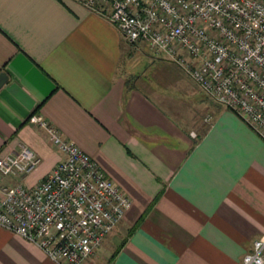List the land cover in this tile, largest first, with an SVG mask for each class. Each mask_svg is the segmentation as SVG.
Listing matches in <instances>:
<instances>
[{
	"label": "crops",
	"instance_id": "obj_1",
	"mask_svg": "<svg viewBox=\"0 0 264 264\" xmlns=\"http://www.w3.org/2000/svg\"><path fill=\"white\" fill-rule=\"evenodd\" d=\"M138 50L101 7L0 0V152L28 146L22 182L45 177L63 155L39 116L130 198L81 264H240L264 234V141L162 55L170 71L132 72ZM0 264L56 263L0 226Z\"/></svg>",
	"mask_w": 264,
	"mask_h": 264
},
{
	"label": "built area",
	"instance_id": "obj_2",
	"mask_svg": "<svg viewBox=\"0 0 264 264\" xmlns=\"http://www.w3.org/2000/svg\"><path fill=\"white\" fill-rule=\"evenodd\" d=\"M101 7L135 47L176 64L213 101L264 141V0H81ZM63 155L35 185L22 180L40 162L24 144L0 152V226L39 246L56 264H81L103 243L131 200L97 164L44 118ZM240 264H264V234Z\"/></svg>",
	"mask_w": 264,
	"mask_h": 264
},
{
	"label": "rangeland",
	"instance_id": "obj_3",
	"mask_svg": "<svg viewBox=\"0 0 264 264\" xmlns=\"http://www.w3.org/2000/svg\"><path fill=\"white\" fill-rule=\"evenodd\" d=\"M159 60L164 61V58L161 55H156L155 53L149 51L147 47L143 46L139 48L138 52L133 54V60L130 63V68L132 72L144 73L146 76H150L151 73L154 74L157 72L170 71L173 68L171 64L158 62ZM183 77L185 82H188L194 87H198L185 74H183ZM199 91L201 92V90Z\"/></svg>",
	"mask_w": 264,
	"mask_h": 264
},
{
	"label": "water",
	"instance_id": "obj_4",
	"mask_svg": "<svg viewBox=\"0 0 264 264\" xmlns=\"http://www.w3.org/2000/svg\"><path fill=\"white\" fill-rule=\"evenodd\" d=\"M8 76L6 73H0V87L6 82Z\"/></svg>",
	"mask_w": 264,
	"mask_h": 264
}]
</instances>
